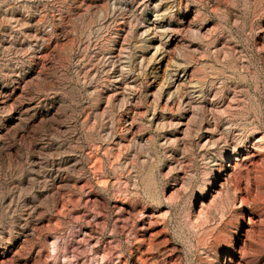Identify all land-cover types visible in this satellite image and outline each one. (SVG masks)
I'll list each match as a JSON object with an SVG mask.
<instances>
[{
    "label": "rangeland",
    "instance_id": "374dc122",
    "mask_svg": "<svg viewBox=\"0 0 264 264\" xmlns=\"http://www.w3.org/2000/svg\"><path fill=\"white\" fill-rule=\"evenodd\" d=\"M0 264H264V0H0Z\"/></svg>",
    "mask_w": 264,
    "mask_h": 264
}]
</instances>
